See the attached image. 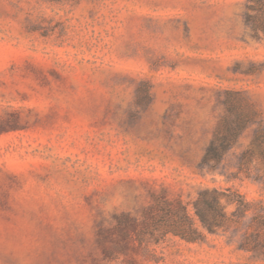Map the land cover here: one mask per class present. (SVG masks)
<instances>
[{"label":"rangeland","instance_id":"obj_1","mask_svg":"<svg viewBox=\"0 0 264 264\" xmlns=\"http://www.w3.org/2000/svg\"><path fill=\"white\" fill-rule=\"evenodd\" d=\"M256 5L0 0V264H264L239 247L245 228L144 242L132 230L126 248L115 233V258L98 241L118 216L141 219L154 195L192 215L204 189L264 205V164L239 169L256 124L219 169L201 165L225 89L245 91L264 123Z\"/></svg>","mask_w":264,"mask_h":264},{"label":"trees","instance_id":"obj_2","mask_svg":"<svg viewBox=\"0 0 264 264\" xmlns=\"http://www.w3.org/2000/svg\"><path fill=\"white\" fill-rule=\"evenodd\" d=\"M258 13L250 17L254 30L264 32V2L257 0ZM219 103L223 106L213 137L202 157L201 165L208 169H219L228 151L250 124H256V130L249 147L239 157V169L248 174L254 161L264 164V123L261 112L243 90L227 88L219 94ZM154 203L143 212V217L123 214L118 216L117 225L101 229L99 243L106 257L115 258L118 250L109 242L121 244L115 233L123 239L126 248L132 241L131 231L138 232V238L144 242L149 234L158 241L169 233L186 240H199L202 230L227 233L243 228L239 247L251 253L255 260L264 261V205L246 199L242 193L226 189H204L194 203L192 215L182 199L171 200L167 195H154ZM223 199L234 204L231 212L225 210ZM145 228L138 230L140 225Z\"/></svg>","mask_w":264,"mask_h":264}]
</instances>
